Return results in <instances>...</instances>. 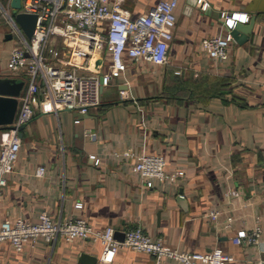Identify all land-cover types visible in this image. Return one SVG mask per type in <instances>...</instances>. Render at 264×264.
<instances>
[{"label":"crops","instance_id":"crops-1","mask_svg":"<svg viewBox=\"0 0 264 264\" xmlns=\"http://www.w3.org/2000/svg\"><path fill=\"white\" fill-rule=\"evenodd\" d=\"M12 1L0 0V77L20 82L23 78L12 76L7 67L20 42L5 13L15 17ZM158 1L122 0V6L140 14ZM229 17L245 23L255 18V23L245 41L234 39L229 59L221 61L207 54L203 40L225 31ZM62 47L55 37L49 53ZM172 69L185 75H230L235 94L168 101L161 94ZM25 88L26 83L19 104ZM263 103L264 0H179L168 63L131 61L88 113L44 112L38 106L22 131L20 155L0 198V222L18 216L38 220L48 211L57 220L83 216L97 228L112 225L125 231L142 224L172 248L220 247L235 257L226 264H264V232L258 245L233 241L240 231L251 230L257 217L264 226ZM7 130L0 129V147ZM127 148L135 155H115ZM143 151L164 154L169 170L184 169L185 174L177 182L157 179L149 186L132 168ZM93 153L101 157L98 164ZM41 165L44 175L37 173ZM232 189L241 194L227 196ZM214 208L220 210L217 220L210 217ZM229 215L233 220L227 226ZM103 247L100 240L60 237L54 243L39 238L17 250L6 240L0 242V264H85L79 261L82 252L97 255L95 264H181L126 246L107 263L100 259Z\"/></svg>","mask_w":264,"mask_h":264},{"label":"built area","instance_id":"built-area-1","mask_svg":"<svg viewBox=\"0 0 264 264\" xmlns=\"http://www.w3.org/2000/svg\"><path fill=\"white\" fill-rule=\"evenodd\" d=\"M178 6L179 0H159L146 12L133 14L122 6V0H23L22 11L38 14L31 38L26 36L15 17L5 10L20 37L19 44L12 48L8 58V71L14 77H22L26 88L20 96L13 122L15 127L8 129L1 141L0 198L22 148L19 126L34 117L38 106L44 112L70 109L88 113L101 103L103 90L123 76L131 61L168 63L175 38ZM241 16L249 19L245 14ZM225 22V31L203 40L207 54L221 61L229 59L234 41L231 30L236 24L230 17ZM55 37L63 41V47L51 55L50 45ZM115 155L129 157L135 153L127 148L116 151ZM90 157L97 164L101 160L95 153ZM167 166L164 154L143 151L137 154L132 168L149 186H153L157 179L177 182L185 174L184 169L169 170ZM45 171L44 165L37 169L39 175H44ZM240 194L238 189L226 193L229 197ZM77 206L81 207L82 203ZM219 216L220 210H211L213 220ZM232 220L233 216L229 215L227 226ZM263 232V223L257 217L255 226L237 233L233 241L258 245ZM115 233L116 228L112 225L97 228L83 216L57 220L48 211H43L38 220L18 216L0 222V242L8 240L17 250H23L30 243L35 244L39 238L54 243L65 237L67 240H100L104 246L100 259L107 263L114 261L122 246L148 252L159 261L172 258L181 264H226L235 259L220 247L209 251L172 248L163 236L151 235L142 224L127 228L123 240Z\"/></svg>","mask_w":264,"mask_h":264},{"label":"water","instance_id":"water-1","mask_svg":"<svg viewBox=\"0 0 264 264\" xmlns=\"http://www.w3.org/2000/svg\"><path fill=\"white\" fill-rule=\"evenodd\" d=\"M23 0H13L15 19L23 29L28 38H31L36 28L38 14L22 11ZM255 18L249 23L237 20L231 33L237 42H243L248 38V34L253 30ZM24 81H17L13 77H0V129H10L15 127L13 124L19 106V94L24 86ZM79 115L82 113L78 112ZM26 124L20 125V134H23V129ZM116 237L123 240L125 231L116 230ZM79 261L85 264H95L98 261V256L82 252Z\"/></svg>","mask_w":264,"mask_h":264},{"label":"trees","instance_id":"trees-1","mask_svg":"<svg viewBox=\"0 0 264 264\" xmlns=\"http://www.w3.org/2000/svg\"><path fill=\"white\" fill-rule=\"evenodd\" d=\"M234 77L230 75L211 76L193 73L187 75L172 69L168 72L165 80V87L161 97L168 101H183L185 98L206 99L211 96H223L226 93H233ZM240 99L239 96H235ZM264 106V103L262 104Z\"/></svg>","mask_w":264,"mask_h":264}]
</instances>
